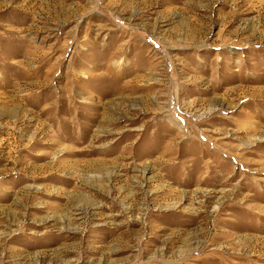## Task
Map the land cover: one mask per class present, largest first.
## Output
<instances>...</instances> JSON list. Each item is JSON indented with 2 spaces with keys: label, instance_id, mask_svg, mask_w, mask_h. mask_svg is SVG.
<instances>
[{
  "label": "rangeland",
  "instance_id": "1",
  "mask_svg": "<svg viewBox=\"0 0 264 264\" xmlns=\"http://www.w3.org/2000/svg\"><path fill=\"white\" fill-rule=\"evenodd\" d=\"M0 264H264V0H0Z\"/></svg>",
  "mask_w": 264,
  "mask_h": 264
}]
</instances>
